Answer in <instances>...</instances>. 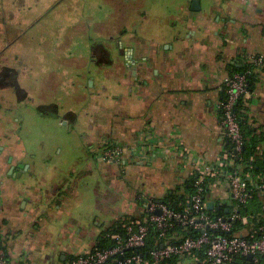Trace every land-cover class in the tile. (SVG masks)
I'll list each match as a JSON object with an SVG mask.
<instances>
[{"label":"crops","instance_id":"1","mask_svg":"<svg viewBox=\"0 0 264 264\" xmlns=\"http://www.w3.org/2000/svg\"><path fill=\"white\" fill-rule=\"evenodd\" d=\"M63 1L34 12L35 0H0V240L8 264H69L110 225L216 162L226 145L225 80L247 56L264 57V0H198V9L193 0H81L63 21L57 15L63 54L48 62L26 51L29 25ZM77 41L86 53L68 55ZM246 100L245 130L264 149V66ZM108 145L126 156L103 162L97 154ZM167 148L184 154L168 161Z\"/></svg>","mask_w":264,"mask_h":264},{"label":"built area","instance_id":"2","mask_svg":"<svg viewBox=\"0 0 264 264\" xmlns=\"http://www.w3.org/2000/svg\"><path fill=\"white\" fill-rule=\"evenodd\" d=\"M248 63L256 68L264 66V57L247 56ZM225 97L219 104L220 126L222 134L232 145L231 151H224L214 163L196 167L191 175L198 178L196 192L188 201V208L182 213L173 212L160 201L148 200L143 205L145 216L125 223V238L113 235L115 245L108 249L94 248L86 255H78L69 264H105L112 259V264H161L172 257L192 256V264H264V223L251 224L257 215L251 208L254 201V178L249 173L242 175L240 170L224 172L240 160L244 145L243 132L235 113V106L240 99L248 96L245 74L232 73L224 84ZM166 160L174 161V155L180 158L184 151L163 150ZM132 152L129 153L131 155ZM105 163H118L126 156L118 145L103 147L97 154ZM214 179L210 190L217 194L214 201L204 200L203 180ZM259 198L264 211V184L260 186ZM226 191L228 196L226 195ZM224 206L228 217L215 216L208 212L207 204ZM154 227L158 237L154 249L142 256H125L128 249L143 248L149 235V228ZM198 232L195 238L180 239L172 242L175 228ZM170 237V238H169ZM164 238H167L164 240ZM162 246V247H160ZM204 250L200 259L196 253ZM250 258V259H249ZM247 261V262H245ZM0 264H8L6 253L0 240Z\"/></svg>","mask_w":264,"mask_h":264},{"label":"trees","instance_id":"3","mask_svg":"<svg viewBox=\"0 0 264 264\" xmlns=\"http://www.w3.org/2000/svg\"><path fill=\"white\" fill-rule=\"evenodd\" d=\"M259 68V67H258ZM252 64H244L241 68L235 69L233 73L245 74L247 80V90L248 93H251L254 84H255V70L258 69ZM225 90V89H224ZM225 97V91H224ZM223 97V98H224ZM247 103L246 98H242L239 100L237 105L235 106V113L237 114L238 120L240 121V125L243 132L244 145L240 152V160L234 164L232 168H225L224 172H231L233 170H240L242 175L249 173L252 178L255 180V184L253 187V203L251 208L256 211L257 215L253 218L251 224L253 226H258L264 223V211H263V203L259 198L260 186L264 184V149L260 147V140L254 134H250L246 129V116H245V104ZM232 145L226 140L225 150L231 151ZM198 178L195 175H191L181 188L176 189L175 191H170L166 194V196L161 200H153L160 201L165 204L170 210L173 212L182 213L186 208H188L189 199L195 194L196 188L195 184L197 183ZM215 180L214 179H205L203 180L202 186L204 188L202 196L204 200L214 201L217 199V194L210 190L209 185H211ZM144 209V208H143ZM210 214L215 216H223L228 217V210L222 205H216L213 209H208ZM144 210L139 213L136 217H126L125 219L116 221L112 225H110L106 230L100 233L97 237L94 248L98 249H108L115 245V240L112 239L113 235H119L125 238V229L124 224L134 220L135 218H141L145 216ZM174 238L172 242H179L180 239L185 238H195L198 235V232L188 230V229H180L175 228L174 230ZM158 237V232L154 227L149 228L148 239L143 248L139 249H128L125 250V256L131 255H142L146 256L148 252L154 249L155 240ZM170 238V237H169ZM167 238H164L166 240ZM196 255L203 259L205 256L204 250L197 252ZM75 258V256L71 257V259ZM247 262V261H245ZM105 264H112V259H109ZM161 264H192V256H186L182 259L180 257H172L164 260Z\"/></svg>","mask_w":264,"mask_h":264},{"label":"rangeland","instance_id":"4","mask_svg":"<svg viewBox=\"0 0 264 264\" xmlns=\"http://www.w3.org/2000/svg\"><path fill=\"white\" fill-rule=\"evenodd\" d=\"M60 1V0H59ZM58 0H35L33 3L34 6V12L42 11L44 7H51L55 5ZM31 3V2H30ZM81 0H64L51 14L49 17L42 19L40 22L38 19L34 20L29 27L32 25L35 26V28L32 30V35L34 38V42L32 44H29L30 47L26 46V51L28 52L30 49H34L35 52H39L41 54V58H43L45 61H50L54 59V57H58L63 54L62 51H60L59 48H55V43H57V38L60 37L59 35L63 33L64 25L60 24L58 20L55 19L56 17H61L62 21L66 18L64 15V12L66 9L70 8H77L81 7ZM48 8V10L50 9ZM39 14H35L37 16ZM59 15V16H57ZM70 16H68L69 18ZM38 21V23H36ZM66 22V20L64 21ZM37 39H40L39 42ZM29 40V39H28ZM40 43V46H39ZM78 46L72 45L71 48L67 51L68 55H71L73 57H76L80 54L83 55V53H86V48L84 45H81L82 43L80 41H77ZM48 65V63H46Z\"/></svg>","mask_w":264,"mask_h":264},{"label":"water","instance_id":"5","mask_svg":"<svg viewBox=\"0 0 264 264\" xmlns=\"http://www.w3.org/2000/svg\"><path fill=\"white\" fill-rule=\"evenodd\" d=\"M192 4H193V8H197L198 9V6H199V1L198 0H193ZM212 207H213V204L211 202L207 204V208L208 209H212ZM160 247H162V246H160Z\"/></svg>","mask_w":264,"mask_h":264}]
</instances>
